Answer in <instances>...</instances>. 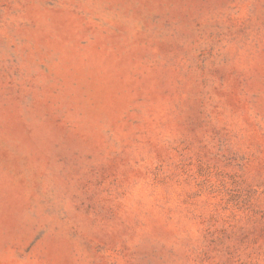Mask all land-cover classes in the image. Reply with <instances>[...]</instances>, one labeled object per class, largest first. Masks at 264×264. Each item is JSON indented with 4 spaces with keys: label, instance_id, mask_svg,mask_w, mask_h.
I'll list each match as a JSON object with an SVG mask.
<instances>
[{
    "label": "rangeland",
    "instance_id": "obj_1",
    "mask_svg": "<svg viewBox=\"0 0 264 264\" xmlns=\"http://www.w3.org/2000/svg\"><path fill=\"white\" fill-rule=\"evenodd\" d=\"M0 264H264V0H0Z\"/></svg>",
    "mask_w": 264,
    "mask_h": 264
}]
</instances>
